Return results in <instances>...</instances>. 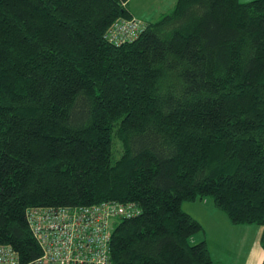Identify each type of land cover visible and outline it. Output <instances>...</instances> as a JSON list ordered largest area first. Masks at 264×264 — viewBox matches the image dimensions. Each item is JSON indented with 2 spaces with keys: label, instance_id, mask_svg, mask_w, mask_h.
I'll return each mask as SVG.
<instances>
[{
  "label": "trees",
  "instance_id": "16d2710c",
  "mask_svg": "<svg viewBox=\"0 0 264 264\" xmlns=\"http://www.w3.org/2000/svg\"><path fill=\"white\" fill-rule=\"evenodd\" d=\"M129 0H0V245L26 212L134 204L113 264H214L182 210L211 198L264 251V0H176L119 46Z\"/></svg>",
  "mask_w": 264,
  "mask_h": 264
},
{
  "label": "built area",
  "instance_id": "2783aa9c",
  "mask_svg": "<svg viewBox=\"0 0 264 264\" xmlns=\"http://www.w3.org/2000/svg\"><path fill=\"white\" fill-rule=\"evenodd\" d=\"M144 23L118 19L105 34L115 46L136 39ZM140 213L134 204L36 208L26 212L32 236L41 249L39 258L24 264H113L110 237L115 219ZM0 264H23L10 245H0Z\"/></svg>",
  "mask_w": 264,
  "mask_h": 264
},
{
  "label": "crops",
  "instance_id": "0c3cea01",
  "mask_svg": "<svg viewBox=\"0 0 264 264\" xmlns=\"http://www.w3.org/2000/svg\"><path fill=\"white\" fill-rule=\"evenodd\" d=\"M129 11L131 16L137 19L130 8ZM217 211L219 210L209 208L204 212L202 221L197 219L203 229L202 236L198 237V241L205 239L213 263L264 264V251L260 247L261 227L235 226L223 212L225 216ZM213 253L216 254V259L213 258Z\"/></svg>",
  "mask_w": 264,
  "mask_h": 264
},
{
  "label": "rangeland",
  "instance_id": "374dc122",
  "mask_svg": "<svg viewBox=\"0 0 264 264\" xmlns=\"http://www.w3.org/2000/svg\"><path fill=\"white\" fill-rule=\"evenodd\" d=\"M176 0H129L128 6L131 11L136 15L137 20L141 19L143 21H155L161 14L169 12ZM244 2H249L252 0H242ZM209 208H215L213 200L211 198L197 199L195 202L188 203L185 202L182 205V210L189 214L194 219H199L205 215L204 212ZM216 209V208H215ZM223 216H225L221 211ZM209 233V230H208ZM202 236V232L195 235L192 238V242L198 241V237ZM213 258L216 259V254L213 253Z\"/></svg>",
  "mask_w": 264,
  "mask_h": 264
}]
</instances>
